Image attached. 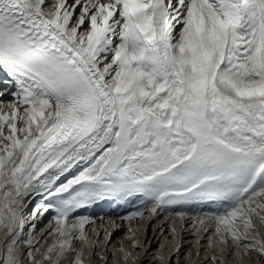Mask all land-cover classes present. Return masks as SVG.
<instances>
[{
	"label": "snow or ice",
	"instance_id": "6c2138e0",
	"mask_svg": "<svg viewBox=\"0 0 264 264\" xmlns=\"http://www.w3.org/2000/svg\"><path fill=\"white\" fill-rule=\"evenodd\" d=\"M105 202L264 264V0H0V264H107Z\"/></svg>",
	"mask_w": 264,
	"mask_h": 264
},
{
	"label": "bare ground",
	"instance_id": "6f19581e",
	"mask_svg": "<svg viewBox=\"0 0 264 264\" xmlns=\"http://www.w3.org/2000/svg\"><path fill=\"white\" fill-rule=\"evenodd\" d=\"M4 99L8 100L10 97L5 96ZM129 206H113L109 210H104L103 208L104 212L102 211L96 214H94V212L89 214H86L87 212L85 213V215L96 218L100 216L107 217L103 222L97 219L95 225L86 226V231L92 238L95 236V234L92 233V227L101 230L107 228L108 231L112 233L109 250L106 253L109 257L107 264H113L112 252L121 245H123L126 250L130 249L132 240L128 237L132 236L133 233L135 234L133 239L140 241L143 245V247L137 250L141 255L140 259L137 260L135 264H160L159 261L153 260V257L159 254L165 257L164 264H211L208 259V254L211 253V250L208 248L207 238L201 233L195 232L190 221L186 222L185 226L181 228L180 222L175 218H170V223L165 222V214L163 213L154 219H143L139 221H122L117 219L118 216L126 215L137 209H131ZM48 219V217H45L42 222L37 224V236L40 235V229H43L48 223ZM114 223L119 225V227L114 229ZM130 227L133 233L128 231ZM173 227L177 229L175 239H173L172 232L169 231V229ZM3 237L4 232L0 230V240H3ZM100 239L103 241V232H101ZM261 239L264 240V232L261 234ZM198 240L201 241L199 244L197 243ZM177 244H179L180 248L179 255H175V247ZM198 251L200 252L199 257H197ZM169 256L172 257L171 260H168ZM218 259L221 260L223 264H254L250 259L243 257L239 249L233 250L232 255H229L228 251L219 253ZM117 264H123V261L118 259ZM128 264H132V261H129Z\"/></svg>",
	"mask_w": 264,
	"mask_h": 264
},
{
	"label": "rangeland",
	"instance_id": "374dc122",
	"mask_svg": "<svg viewBox=\"0 0 264 264\" xmlns=\"http://www.w3.org/2000/svg\"><path fill=\"white\" fill-rule=\"evenodd\" d=\"M108 205H109V208H108ZM132 205V206H131ZM117 207L118 205H116L115 203H111V202H105V203H101V204H98L97 206H95V207H93V208H91L90 209V211H88V210H86V211H83V212H78L77 213V215H85V213L86 214H89V213H91V212H94V214H96V213H100V212H104V210H109V209H111L112 207ZM129 206V205H128ZM131 206V207H130ZM130 206H129V208H131V209H133V208H138L139 207V203L137 202V203H134V204H130ZM111 207V208H110ZM118 207H120V206H118ZM103 208H104V210H103ZM82 213V214H81Z\"/></svg>",
	"mask_w": 264,
	"mask_h": 264
}]
</instances>
